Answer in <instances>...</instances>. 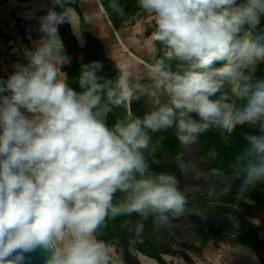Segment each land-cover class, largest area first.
Returning a JSON list of instances; mask_svg holds the SVG:
<instances>
[{
	"label": "clouds",
	"instance_id": "1",
	"mask_svg": "<svg viewBox=\"0 0 264 264\" xmlns=\"http://www.w3.org/2000/svg\"><path fill=\"white\" fill-rule=\"evenodd\" d=\"M74 3L51 0L38 18L40 39L23 49L27 63L0 78V264H30L37 252L42 264H114L111 246L96 238L106 220L135 213L166 225L183 215L177 177L149 171L153 133L175 129L190 149L211 128L258 126L233 168L241 191L264 182V79L255 76L264 0H139L155 21L149 82L135 80L127 63L107 78L92 61L81 64L79 90L61 70L71 58L59 25L81 35ZM109 6L122 14L120 0ZM140 100L142 117L130 110ZM119 108L127 114L109 126Z\"/></svg>",
	"mask_w": 264,
	"mask_h": 264
},
{
	"label": "crops",
	"instance_id": "2",
	"mask_svg": "<svg viewBox=\"0 0 264 264\" xmlns=\"http://www.w3.org/2000/svg\"><path fill=\"white\" fill-rule=\"evenodd\" d=\"M49 7H52L51 0H0V74L4 79L14 71V64L27 63L23 49H31L33 42L40 39L42 34L38 31V18L45 15ZM70 7L79 13V18L74 17L73 23L81 29L80 37L74 34L69 23L61 24L59 28L68 25L79 47L86 44L87 31L96 41L100 55L116 63L118 67L124 63L131 65L135 80L141 83L149 82L150 76L146 65L148 59H152L153 42L151 38H145L143 32L144 23L147 18H152L151 14L140 11L128 19V22L117 27L106 16L97 0H76ZM60 10L57 8V11ZM246 221L249 228L264 240V213L259 218ZM227 238L223 233L211 237L208 244L198 248L192 257L198 264H264V253L255 254L245 245L239 246V253L235 255L237 260L234 261L228 250ZM162 257L167 262L175 264L179 261L177 257L166 255Z\"/></svg>",
	"mask_w": 264,
	"mask_h": 264
},
{
	"label": "trees",
	"instance_id": "3",
	"mask_svg": "<svg viewBox=\"0 0 264 264\" xmlns=\"http://www.w3.org/2000/svg\"><path fill=\"white\" fill-rule=\"evenodd\" d=\"M120 3L123 8L122 14H118L114 12L109 6V0H100V4L102 5L106 16L115 23V26L121 25L122 22L127 21L128 19L134 17L138 12L142 11L139 7V0H120ZM261 29H264V20H262ZM155 30V27H154ZM59 33L61 39L64 43L65 54L71 58V62L68 65H65L62 68V71L67 74L68 82L70 87L75 90H79L78 84L75 83V79L78 77L80 72V67L82 63H90L92 61H100L103 63V70L98 73L99 75H103L107 78H114L118 73V65L108 58L100 55L99 47L96 41L90 36L89 32L85 31L86 34V44L82 47H79L76 43L75 38L69 31L68 25H64L59 28ZM156 47L160 48V54L163 53V48L160 45H156ZM153 48V43H152ZM152 59H148V63H151ZM257 79H264V63H261L257 66L256 74ZM0 78H3L0 74ZM237 106H240V102L237 101ZM130 110L134 116L142 117L147 109L143 106L142 101H133ZM128 108H119L115 109L113 113H110L107 122L109 126H112L114 121L117 118H122L127 114ZM223 132V131H221ZM251 134V127L247 125L237 126L231 134L223 132L220 136V131H215L213 128L210 130L200 134V140L202 147L204 148L205 155L210 163H214L216 166L219 165L220 168H224L231 173V175L235 176L234 173V160L236 157L235 150L236 146L239 147L242 152L247 147L248 141L246 139L247 136ZM258 134V133H257ZM167 144L165 140L157 139L154 143V155L158 157L161 153L162 146ZM211 149L216 150V157L213 158L209 156V151ZM149 171L155 174H159V169L149 168ZM237 180L241 181V178L237 177ZM227 193L242 196L245 199L251 200L261 206H264V182L257 183L254 187H250L245 191H241L240 186L230 185L227 188ZM117 201L122 199V194H119L116 197ZM233 204H239L233 202ZM245 203H240L239 206H243ZM139 216V214L133 213L132 215H124L118 216L115 219H112V226L115 229H118L120 226L124 225L126 221L132 220ZM222 232H225L223 229H218L211 231L210 234L218 235ZM254 237L256 242H259L257 235L255 233L251 234ZM96 238L107 242L110 246H116V239L114 235L111 233L109 228L107 227V220L104 226L98 230L96 233ZM236 241L242 243L245 246L251 247L252 249L256 248L254 245H250L245 240L241 238H235ZM149 243H145V240H137L135 244V249L142 255H145L149 258H153L156 260L158 264H166L165 260L162 258L160 254H152L147 248Z\"/></svg>",
	"mask_w": 264,
	"mask_h": 264
},
{
	"label": "flooded vegetation",
	"instance_id": "4",
	"mask_svg": "<svg viewBox=\"0 0 264 264\" xmlns=\"http://www.w3.org/2000/svg\"><path fill=\"white\" fill-rule=\"evenodd\" d=\"M141 101L143 103V106L148 110L147 103L144 100ZM213 129L215 131H220V136H222V130L216 128ZM168 131L170 132V134H164L159 137L161 140H165L167 144L162 146L161 153L158 155V157H156L154 155V142L151 149L152 156L157 161L159 160V157L163 152L168 151L172 154L174 160L177 161L179 156L182 154L183 163L184 165H187L188 173L199 174H197L193 178L190 177L186 179L184 181V184L180 188V190L185 193L187 199L186 211L183 215H180V217L185 218L186 222H189L190 229H188V231L193 242L197 245V250L198 248L200 249L201 247L206 246L211 237L217 236L214 234H210V232L222 229L216 228V226L227 219L230 222V225L240 233L238 236H232L226 231L222 232L223 234L227 235V240L232 239L233 241H236L235 238H241L250 245L252 244L256 246V248L254 249L246 246L253 253H264V240L260 238L257 233L255 231H252V229H250L249 227L241 225V223H235L232 219V216L236 214V208H242L244 206L246 207L247 202L253 204L254 206L260 207V209H264V206H261L251 200L245 199L242 196L227 193V188L230 185H224L222 187V190L219 191L216 183L221 178L232 177L236 179L237 177L231 175L228 170L220 168L219 165L216 166L214 163L209 162L205 155L204 148L202 147L200 136L198 137V142L200 143V146L202 148V154L201 151L197 148V143L192 145L190 149L185 148L177 139L175 129H169ZM241 153L242 150L236 146V156ZM149 168L159 169V173L163 172L170 174V172L164 168ZM200 177L203 178V182L200 181ZM233 202L239 204L242 202L245 203V205L239 206V204H233ZM127 222L128 221H126V223ZM122 226H120L118 229H120ZM252 233H255L257 235L259 242L255 241L254 237H252L251 235ZM138 237L139 235L137 234L134 240L135 242L138 240ZM135 242H133L132 246H134ZM147 242L149 243V246L147 248H149L151 253L155 251L154 254H160L156 249L155 243L145 241V243ZM160 255L162 256V254ZM261 261H263V259Z\"/></svg>",
	"mask_w": 264,
	"mask_h": 264
},
{
	"label": "water",
	"instance_id": "5",
	"mask_svg": "<svg viewBox=\"0 0 264 264\" xmlns=\"http://www.w3.org/2000/svg\"><path fill=\"white\" fill-rule=\"evenodd\" d=\"M5 95H7V93H5ZM244 125L251 127L248 124ZM257 132L258 126L255 128L251 127L250 135L257 134ZM164 134H170V132L167 130L152 134V146L155 140ZM197 148L202 154V148L198 141ZM151 149L145 153L149 167L167 169L170 174H174L180 181V188L186 179L190 177L193 178L198 174L188 173V171L181 166L184 164L182 154L179 156L178 160L175 161L172 154L165 151L160 155L159 160L156 161L152 156ZM200 181H204L202 177H200ZM240 183V181L232 177H223L216 183V185L218 190L221 191L224 185L240 186ZM118 195L119 194H117V196ZM107 227L116 239V244L119 247V256L124 264H142L139 256L133 251L136 244L134 240L137 234L139 235L137 238L138 240L155 243L156 249L162 255L179 257L185 264H198L192 257V254L197 250V245L190 237L188 231V229H190V224L189 222H186L185 218L174 216L170 218L168 224L164 225L157 222L153 216L143 218L139 215L128 221L120 229H115L112 226V219H109L107 220ZM216 228H222L232 236H238L240 234L230 225V222L227 219L217 225ZM133 242H135L134 246H132ZM154 253L155 251L152 252V254ZM42 258L43 254L37 252L32 255L30 264H42Z\"/></svg>",
	"mask_w": 264,
	"mask_h": 264
},
{
	"label": "rangeland",
	"instance_id": "6",
	"mask_svg": "<svg viewBox=\"0 0 264 264\" xmlns=\"http://www.w3.org/2000/svg\"><path fill=\"white\" fill-rule=\"evenodd\" d=\"M142 11H144V10H142ZM151 16H152V14H151ZM125 22H128V20ZM125 22H122L121 24H124ZM144 24H145V28H144L143 36L145 38H151V34L154 31V27H155L154 17L152 16L151 19L147 18V21ZM263 213H264V209H260V207L254 206L253 204L247 202L246 207L244 206L242 208H236V214H234V216H232V219L235 223H238V224L241 223V225L250 227L246 220L257 218V217L259 218L260 215H262ZM227 244L229 245L228 250L232 254V259L234 261H236L237 259H236L235 255L239 253V248H240L239 246L244 247V245L238 241H233L232 239L227 240ZM112 247L114 248V251H115V255L113 256L114 264H124L122 262L120 256H119V247L117 245L112 246ZM133 251H134V253H136L139 256L142 264H146V263L149 264V262H151V261L158 264L155 259L149 258L145 255H142L139 252H137L136 250H133ZM261 255H262V253H261ZM177 258L179 259L177 264H185L182 262V260L179 257H177ZM165 262H166V264H175L173 262H167L166 260H165Z\"/></svg>",
	"mask_w": 264,
	"mask_h": 264
},
{
	"label": "built area",
	"instance_id": "7",
	"mask_svg": "<svg viewBox=\"0 0 264 264\" xmlns=\"http://www.w3.org/2000/svg\"><path fill=\"white\" fill-rule=\"evenodd\" d=\"M100 2V0H97ZM111 249H112V253H113V256L115 255V251H114V248L111 246Z\"/></svg>",
	"mask_w": 264,
	"mask_h": 264
},
{
	"label": "bare ground",
	"instance_id": "8",
	"mask_svg": "<svg viewBox=\"0 0 264 264\" xmlns=\"http://www.w3.org/2000/svg\"><path fill=\"white\" fill-rule=\"evenodd\" d=\"M142 258H143V257H142ZM149 264H156V263H154V262L151 261V262H149Z\"/></svg>",
	"mask_w": 264,
	"mask_h": 264
}]
</instances>
